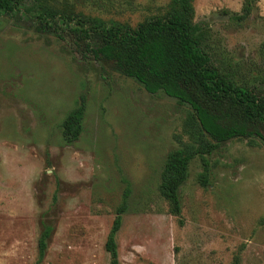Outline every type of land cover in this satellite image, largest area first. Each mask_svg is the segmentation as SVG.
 Segmentation results:
<instances>
[{
  "label": "rangeland",
  "instance_id": "rangeland-1",
  "mask_svg": "<svg viewBox=\"0 0 264 264\" xmlns=\"http://www.w3.org/2000/svg\"><path fill=\"white\" fill-rule=\"evenodd\" d=\"M59 14L135 28L169 0H43ZM244 4L249 13L242 19ZM193 21L212 63L264 97V0H194ZM20 16V15H19ZM0 16V264H108L106 237L126 179L130 196L116 233L118 264H264V142L228 140L196 157L180 188L181 215L158 190L167 153L186 141L190 107L148 93L113 62L95 59L64 24ZM93 45L97 44L92 40ZM84 97L82 131L61 124ZM179 221H182L179 222Z\"/></svg>",
  "mask_w": 264,
  "mask_h": 264
},
{
  "label": "trees",
  "instance_id": "trees-1",
  "mask_svg": "<svg viewBox=\"0 0 264 264\" xmlns=\"http://www.w3.org/2000/svg\"><path fill=\"white\" fill-rule=\"evenodd\" d=\"M194 0H169L165 14L138 23L135 28L96 18L59 14L43 4V0H0V16L35 18L38 31L55 32L64 24L83 42V50L95 59L111 61L125 76L135 79L150 94L162 92L187 105L191 111L186 119V141L170 150L163 162L158 190L168 204L169 213L180 220V188L189 176L193 159L198 157L202 171L198 180L208 184L211 155L220 144L241 137H255L264 142V97L250 88L236 84L211 61L202 47L199 26L194 19ZM244 4L242 19L249 13ZM92 40L97 44L93 45ZM85 103L81 95L61 124L66 143L75 141L82 131ZM125 185L115 218L106 237L108 264H118L116 233L121 227L130 196ZM182 223V221H179ZM52 226L46 225L38 242V256L44 257ZM239 254L230 264H239Z\"/></svg>",
  "mask_w": 264,
  "mask_h": 264
}]
</instances>
